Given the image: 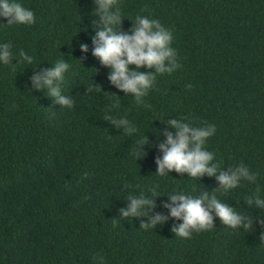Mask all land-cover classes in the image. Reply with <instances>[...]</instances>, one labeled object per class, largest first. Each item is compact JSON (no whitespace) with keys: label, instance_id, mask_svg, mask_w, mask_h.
Here are the masks:
<instances>
[{"label":"trees","instance_id":"16d2710c","mask_svg":"<svg viewBox=\"0 0 264 264\" xmlns=\"http://www.w3.org/2000/svg\"><path fill=\"white\" fill-rule=\"evenodd\" d=\"M19 2L35 22L0 26V43H11L14 54L11 64H0V264H100V257L103 264H264V229L256 222L264 209L247 202L257 191L264 196V0H117L121 31L137 15L157 19L177 50L179 67L156 74L142 103L115 88L110 69L92 55L93 0ZM58 59L69 64L61 95L73 99L71 108L30 79ZM120 117L137 131L113 123ZM174 118L215 124L205 147L217 174L242 162L256 181L241 178L224 193L215 176L156 174L157 145L174 131L166 123ZM136 147L142 157H134ZM180 189L195 196L216 190L253 217L252 228L213 216L212 229L176 236L182 220L164 204ZM141 194L153 205L122 216L130 196ZM157 214L167 217L163 224L143 226Z\"/></svg>","mask_w":264,"mask_h":264},{"label":"clouds","instance_id":"9594fccd","mask_svg":"<svg viewBox=\"0 0 264 264\" xmlns=\"http://www.w3.org/2000/svg\"><path fill=\"white\" fill-rule=\"evenodd\" d=\"M93 2V11L98 17V23L95 34L91 36L92 55L98 58L101 65L110 69L107 79L115 88L131 94L137 103H142L153 87L156 74L171 73L179 67L177 50L172 47V32L157 19L144 15L135 17L129 31H121L119 26L122 15L117 0ZM34 22L33 10L25 7L19 0H0V26L31 25ZM11 48V43H0V64H11V57L14 55ZM79 48L81 52L88 51V45L85 43H80ZM18 55L22 61L32 63L33 57L24 50L21 49ZM141 67L155 71L141 72ZM68 69L69 64L63 59H58L51 68L33 75L30 79L35 89H45L59 104L71 108L73 99L61 95V84ZM113 123L122 126L124 132L129 135L137 131L125 117L113 119ZM166 123L174 131H164L165 139L157 145L161 153L155 159L156 174L159 176L163 177L172 170L186 173L188 177L193 178L215 176L220 186L218 190L224 193L237 188L241 178L249 183L256 181L255 173L242 162L231 171H220L217 174L219 163L215 160V154L205 147L207 139L216 132L215 124L205 123L194 127L184 119L177 118L169 119ZM146 142L144 137L138 140L137 144L143 145ZM144 154L139 147L133 150L134 157H142ZM215 192L216 190L212 193L202 191L199 196H195L186 195L185 191L180 189L169 193L171 203L164 204V207L169 209L168 214L171 217L182 220V223L172 229L176 236L190 238L193 231L212 229L213 216L234 229L242 227L247 231L252 228V216L237 212L219 199ZM247 202L255 203L257 207L264 209V196L259 191L247 197ZM152 205L153 201L143 194L139 197L130 196L128 206L120 210L121 215L138 216L146 210L145 206ZM166 219V216L157 214L143 226L154 227L158 223L163 224ZM256 222L264 229V215H258ZM261 238L264 239V230L261 231ZM99 260L100 264H103V257Z\"/></svg>","mask_w":264,"mask_h":264}]
</instances>
